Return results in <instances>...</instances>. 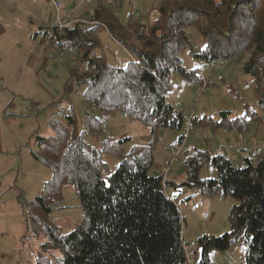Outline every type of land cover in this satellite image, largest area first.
<instances>
[{"label": "trees", "instance_id": "1", "mask_svg": "<svg viewBox=\"0 0 264 264\" xmlns=\"http://www.w3.org/2000/svg\"><path fill=\"white\" fill-rule=\"evenodd\" d=\"M150 24L124 22L111 8L98 3L85 17L59 32L41 28L45 46L54 54L75 53L64 93L84 87L83 98L101 118L121 111L149 129L147 145H133L126 155L119 146L130 138H109L101 149L87 143L102 131L101 118L85 115V129L77 132L73 107L66 123L51 121L52 135H35L32 157L50 166L51 178L41 195L23 202L30 217V231L46 238L43 253L58 250L56 264H186L179 207L168 197L166 187L197 189L202 196L231 197L237 204L228 213L229 231L202 235L197 264H211L214 252H224L236 243L245 246L244 264H264V158H245L240 166L220 155L197 150L182 161L181 184L148 174L160 129L180 131L187 117L167 100L170 78L176 73L188 83L200 85L198 72L207 65L228 60L241 64V73L252 78L256 103L262 115L251 112L230 117L220 111L218 121L190 118L191 127H209L246 133L250 122L264 120V0H158ZM103 28L128 55L124 67L113 66L100 46L97 30ZM193 34L196 38L193 39ZM201 61L196 68L183 66L180 54ZM182 136L178 138L181 142ZM171 148V146H169ZM107 152L118 160L107 177ZM211 165L215 179H201L199 170ZM72 186L83 213V222L61 234L49 220L54 207L63 203L62 189ZM35 264H52L39 254Z\"/></svg>", "mask_w": 264, "mask_h": 264}, {"label": "rangeland", "instance_id": "2", "mask_svg": "<svg viewBox=\"0 0 264 264\" xmlns=\"http://www.w3.org/2000/svg\"><path fill=\"white\" fill-rule=\"evenodd\" d=\"M158 0H114L109 7L124 22L142 21L150 24L155 15ZM78 4L80 22L87 23L92 7L85 6L81 0H65L67 11L72 4ZM119 3L121 6H119ZM86 9L88 12H83ZM80 10V11H79ZM129 12V17L123 18ZM140 18H138V16ZM50 23V24H49ZM55 24V13L48 0H0V264H35L39 254L48 256L52 264L61 257L58 250L43 253L41 245L46 238L40 234L33 237L31 221L23 202H30L41 195L43 185L52 176L50 166L35 160L31 151L37 150L35 135H52L51 121L66 123L67 109L73 107L75 129H85V115L100 117L83 98L84 87H77L69 94L64 93V84L69 77L70 67L75 64V53H52L44 44L41 28H51ZM100 46L96 53L104 54L113 66L124 67L127 53L115 43L102 28L97 30ZM196 35L193 34V39ZM72 60H69L71 55ZM183 66L196 68L201 61L180 54ZM239 62L228 60L223 69L213 71L202 68L201 84L188 83L182 76L174 73L170 78L171 91L167 100L184 117H203L218 121L220 111H229L232 118L251 112L262 115L256 103L257 94L252 78L241 73ZM102 131L96 137L87 135L85 140L97 149L112 138L118 140L122 135L129 137L119 146L126 155L133 145H147L150 142L149 129L121 111L101 118ZM183 131L160 129L159 144L153 151V165L148 174L162 175L165 180L176 184L185 180L182 161L197 150L210 155H220L236 165H244L245 158L254 161L257 156L264 158V120L250 122L246 133L191 127L185 141H181V158L168 165L172 158V147ZM107 164L103 176L114 172L118 160L107 152L102 154ZM170 170V173H169ZM201 179H215V169L204 165L198 173ZM163 177V175H162ZM165 193L178 200L183 217L182 240L188 254L198 261L200 249L197 239L206 234L220 236L229 231L228 213L237 204L231 197L219 195L205 198L197 189L187 187H166ZM63 203L54 207L51 220L61 234L72 231L83 222V213L72 186L62 189ZM245 246L238 242L224 252H214L211 264H244Z\"/></svg>", "mask_w": 264, "mask_h": 264}, {"label": "built area", "instance_id": "3", "mask_svg": "<svg viewBox=\"0 0 264 264\" xmlns=\"http://www.w3.org/2000/svg\"><path fill=\"white\" fill-rule=\"evenodd\" d=\"M81 2L87 7H92L98 3H101L107 7H112L114 5V0H81ZM48 5L53 9L55 13V24L53 25V27H55L59 32H61L65 28L71 27L74 23L81 21L79 14H75L72 11L66 10L65 0H48ZM73 58L74 55L72 54L69 57V60H72ZM222 67H223V63H214L207 65L204 68L211 69L213 71H220L223 69ZM203 71H199L198 75L203 76L204 73ZM190 130H191V124L190 121L187 120V122L185 123L182 129L183 134L181 141L186 140V137L188 136ZM178 143L179 142L177 141L176 143L171 145L173 152H172L171 161L168 163V165L178 162V160H180L181 158L182 143L181 144ZM166 173L167 170H165L162 174L163 180H165L164 176ZM185 254H186V264H197L195 257L193 255L188 254L186 248H185Z\"/></svg>", "mask_w": 264, "mask_h": 264}, {"label": "crops", "instance_id": "4", "mask_svg": "<svg viewBox=\"0 0 264 264\" xmlns=\"http://www.w3.org/2000/svg\"><path fill=\"white\" fill-rule=\"evenodd\" d=\"M119 6H121V4L119 3ZM71 10H74V11H76L75 12V14H78L77 13V11H78V4H72V6H71V8H70ZM80 11V10H79ZM83 12L85 13V12H88L89 13V11H87L86 9H84L83 10ZM130 14H132V15H136V14H134L133 12H129L126 16H123V18H126V17H129V15ZM138 16V18H140V16L139 15H137ZM50 24V23H49ZM103 29V28H102ZM103 30H105V29H103ZM106 31V30H105ZM169 150H170V148H169ZM182 171H183V169L182 170H179V168H176L175 169V173L176 174H180V173H182ZM169 173H170V170H169ZM170 177H169V175H168V177H167V181H172L171 179H169ZM172 182H174V181H172ZM168 197H170V198H172V199H174L175 200V203H177V205H178V200L174 197V196H170V195H168V194H166Z\"/></svg>", "mask_w": 264, "mask_h": 264}]
</instances>
